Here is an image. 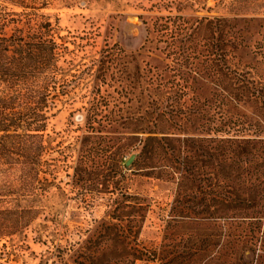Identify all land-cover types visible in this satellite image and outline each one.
Here are the masks:
<instances>
[{"label": "rangeland", "instance_id": "rangeland-1", "mask_svg": "<svg viewBox=\"0 0 264 264\" xmlns=\"http://www.w3.org/2000/svg\"><path fill=\"white\" fill-rule=\"evenodd\" d=\"M231 1L0 0V7L9 11L23 10L20 3H24L26 10L37 7L39 13L50 16L60 35L58 77L66 89L50 109L43 132L45 171L41 176L47 179L26 193L21 189L20 165L0 164V207L40 208L28 227L0 240V264H62L59 247L81 245L90 251L99 249L94 258L97 264H164L168 260L172 264H226L231 248L233 264H259V240L245 248L243 238L246 233L252 237L253 231L238 229L229 235L207 222L172 212L180 185L177 178L160 175L164 167L179 164L174 160H188V152L145 160L142 165H157L154 170L130 168L133 163L123 162L141 148L139 139L128 136L141 125L133 126L130 119L140 121L146 109L158 117L153 99L180 108L194 95L189 86L198 87L201 97L209 94L212 85L201 78L184 80L182 75L219 68L220 15L258 17L243 27L244 37L258 53L238 49L228 61L233 67L251 66L257 79L264 78L260 55L264 0H239L233 8ZM209 19L213 29H209ZM188 37L195 47L190 53ZM152 75L160 78V86L152 87ZM236 110L250 112L255 123L261 119L258 104ZM114 111L122 115L124 124L109 131L96 122L100 130L88 132V117L96 116L106 124ZM155 128L152 124L146 130ZM81 155L91 160L76 175ZM182 189L188 195V187ZM137 247L156 254L135 260L132 254ZM194 247H198L197 254ZM71 252L64 251L69 263ZM79 259L93 264L90 258Z\"/></svg>", "mask_w": 264, "mask_h": 264}, {"label": "trees", "instance_id": "trees-1", "mask_svg": "<svg viewBox=\"0 0 264 264\" xmlns=\"http://www.w3.org/2000/svg\"><path fill=\"white\" fill-rule=\"evenodd\" d=\"M238 2L241 3L232 0V8ZM20 5L24 7L21 11L0 7V164L20 165L21 189L27 193L47 179L41 176L45 171L43 132L48 125L50 109L55 100L66 93V89L58 77L61 44L56 25L50 16L39 13L37 7L28 11V5ZM257 19V16L237 14L217 17L221 32L217 58L219 68L208 69L204 73L190 70L188 74L182 75L184 80L197 82L201 78L212 85L209 94L201 97L196 93L198 87L189 86L194 95L187 106L180 108L168 103L163 105V102L153 99L156 101L154 108H158V117H152L154 110L146 109V115H142L140 121L131 118L133 126L139 124L141 127L128 136L139 139L141 144L130 168L139 166L142 170H154L157 165L143 166L145 160H161V155L178 156L188 152V160H185L187 157L184 160L175 158L174 161L179 164L171 168L164 167L160 175H166L168 179L177 178L180 185L172 212L176 216L207 222L228 234L238 229L253 231L252 237L249 238L247 233L243 237L245 248L252 247L259 240L256 261L262 264L264 78L257 79L251 66L233 67L228 61L238 49L258 53L243 35L244 23L250 24ZM213 24L209 19V29H213ZM181 42L185 43V38ZM193 43V39L188 37L189 53L195 48L192 47ZM181 46L185 48L183 43ZM260 50L264 60V45H261ZM208 51L215 54L213 49L209 48ZM149 82L154 88L155 84H162L160 78L153 75L149 77ZM251 103L258 104L260 110L261 119L256 123L250 112L236 110ZM124 120L115 111L106 124L96 116H90L87 118L88 132L100 130L96 122L110 131L116 125L124 124ZM152 124L157 129L146 130ZM165 126L180 131L167 130ZM80 158V164L75 167L76 175L83 171L82 164L91 160L85 159V155ZM167 158L170 160V157ZM145 173L150 175L155 172ZM183 187H188V195ZM39 213L40 208L32 205L0 207V240L24 230ZM257 231L261 233L258 236ZM59 249L63 251L59 255L62 264H84L80 257L90 258L91 263L97 264L94 258L99 249L90 251L86 245ZM135 250L132 254L135 260L151 258L156 254V251H144L138 247ZM64 251L66 254L72 251L69 253L72 262L67 261ZM192 251L197 254L198 247ZM234 256L235 252L231 248L226 264L235 263ZM164 264L172 263L168 260Z\"/></svg>", "mask_w": 264, "mask_h": 264}, {"label": "water", "instance_id": "water-1", "mask_svg": "<svg viewBox=\"0 0 264 264\" xmlns=\"http://www.w3.org/2000/svg\"><path fill=\"white\" fill-rule=\"evenodd\" d=\"M137 154L136 153H132L128 159L126 160V165H131L133 163V161L135 160Z\"/></svg>", "mask_w": 264, "mask_h": 264}]
</instances>
